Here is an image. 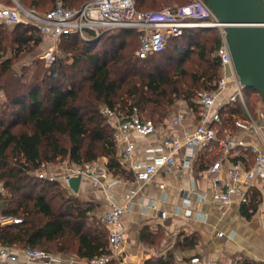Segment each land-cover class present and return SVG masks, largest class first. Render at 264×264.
<instances>
[{
	"label": "trees",
	"instance_id": "obj_1",
	"mask_svg": "<svg viewBox=\"0 0 264 264\" xmlns=\"http://www.w3.org/2000/svg\"><path fill=\"white\" fill-rule=\"evenodd\" d=\"M19 1L29 10L38 12L41 8L36 0ZM60 1L68 9H79L87 3ZM133 1L139 12H158L169 0ZM179 5L184 6L182 2ZM3 27L0 25V94L4 97L0 104V187L10 197H22L15 200L11 209L0 211L3 216L21 220L19 225L0 228V245L41 250L64 259L75 257L88 261L107 256L108 232L95 216L97 205L80 202L72 194L74 198L68 197L59 208H53L52 200L63 198L68 191L58 183L37 179L34 173L43 164L64 160L76 167L106 160V169L112 176L133 180L118 161L114 131L102 109L122 116L136 109L143 121L149 120L156 127L165 121L176 102L181 101L197 117L199 108L194 103L197 93L213 91L220 77V61L215 56L220 37L214 29L184 30L181 37L169 40L163 52L142 60L136 55L139 42L134 30L103 33L94 51L77 35L64 37L61 41L65 44L83 43L82 48H74L76 54L71 67L75 72L76 66L86 65L77 71L82 77L78 81L75 74L67 76L62 65L55 62L44 69L43 77L38 72L30 77L24 73L17 76L12 71L14 60L5 58L9 43L20 49L29 42L39 44L41 35L24 26L7 35ZM191 58L192 66L184 67ZM168 66L173 68L172 73L166 72ZM221 119L219 133L225 137L234 134L235 122L244 118L238 104H228L221 110ZM241 154L237 161L249 168L253 156L249 151ZM27 189H37L38 193L34 197L22 194ZM47 191L55 195L51 200L44 196ZM258 203L259 194L253 192L248 203L241 205L242 216L250 219ZM180 236L182 240L165 256L151 258L144 264H184L176 262L175 253L194 250L198 237ZM157 238L148 228L138 234L139 242L144 245H153ZM236 264L264 263L241 259Z\"/></svg>",
	"mask_w": 264,
	"mask_h": 264
},
{
	"label": "built area",
	"instance_id": "obj_2",
	"mask_svg": "<svg viewBox=\"0 0 264 264\" xmlns=\"http://www.w3.org/2000/svg\"><path fill=\"white\" fill-rule=\"evenodd\" d=\"M0 25L7 28L18 26L29 27L53 42L64 37L77 35L84 42H94L105 32L115 30H134L138 34L139 49L136 53L139 59H145L152 54L163 52L170 39L181 37L184 30L214 29L220 37V47L215 56L220 61V77L215 83V89L210 92H198L194 103L198 106V116L192 131L183 132L163 139L157 148L150 149L151 162H137L134 158L135 140L147 138L155 133V125L143 121L136 109L127 116L118 115L107 109L102 114L110 121L116 146L118 161L121 167L130 173L134 182L146 184L159 173L170 174L179 166L187 167L191 161L198 158L205 148L214 147L218 150L217 159L207 169L210 176L216 177L226 172V180L221 187H216L211 195L212 201L220 204H231L236 201L240 205L248 203L250 184L256 176L264 177V124L255 121L248 104V96L240 85L234 72L229 50L225 41V26L208 9L204 0H193L187 5L167 8L158 12H139L135 9L133 0H93L79 9H68L58 0L52 9L37 12L24 8L17 0H0ZM55 47H50L39 57L48 64L55 61ZM228 104H238L244 119L235 122V130L253 136L256 144L244 140H235L231 136L220 137L222 127L221 110ZM184 114L178 112L171 122L178 127ZM243 151H249L253 163L249 168L241 162H232V158ZM81 177L90 182L93 190L106 193L117 183L118 178L112 176L106 165L93 163L81 167L72 166L60 174L38 172L37 179L49 183H58L63 189L73 194L69 189L71 178ZM160 188H164L160 185ZM134 192L125 197V204L119 205L107 196V209L98 221L106 228L109 255L97 257L85 264H108L111 261L124 263L125 238L123 234L122 217L132 204ZM150 209L157 210L152 203ZM161 218L167 214L157 210ZM189 212H185L188 217ZM21 220L13 216L0 214V228L19 225ZM221 236V234H218ZM19 255L28 262L51 264L57 260L55 256L41 250L23 248L15 249L0 245V264H18ZM205 264L195 256L188 263Z\"/></svg>",
	"mask_w": 264,
	"mask_h": 264
},
{
	"label": "crops",
	"instance_id": "obj_3",
	"mask_svg": "<svg viewBox=\"0 0 264 264\" xmlns=\"http://www.w3.org/2000/svg\"><path fill=\"white\" fill-rule=\"evenodd\" d=\"M178 112L183 113L184 117L178 127H173L171 122ZM194 125L195 115L187 105L184 102L176 104L170 109L165 121L156 126L153 135L135 140V160L151 162V156L156 154L149 153L150 149L157 148L167 137L192 131ZM229 136L249 144L257 143L253 136L241 132ZM218 153L214 147L205 148L187 167L179 166L170 174L159 173L146 184L118 179V183L106 193L110 200L119 205L125 204L124 197L128 193L135 194L130 208L122 217L125 238L123 264H144L151 258L165 256L175 246L174 241L178 234L196 235L198 245L192 251L175 253L177 263H188L195 256L201 258L205 264H236L241 259L264 263V177L256 176L250 184L249 196L253 192L259 194V203L251 218L246 219L241 214V205L238 202L224 205L212 201L211 195L215 188L221 187L227 177L226 172L222 171L214 181L215 177L207 173V169L217 159ZM241 155L240 153L233 157L232 162H236ZM101 164L106 165V160H102ZM160 185L164 188L161 189ZM75 196L97 205L95 213L97 219L107 209L105 193L93 190L88 180H81L79 192ZM152 203L156 205L157 210L164 211L167 216L161 218L157 210L150 209ZM185 212H189L190 215L186 217ZM143 228H148L161 240L165 236L158 250L153 248L154 245L139 242L138 234ZM55 257L57 260L51 264L86 262L75 257L67 259ZM25 263L24 257L19 255L18 264ZM113 264L119 263L114 260Z\"/></svg>",
	"mask_w": 264,
	"mask_h": 264
},
{
	"label": "rangeland",
	"instance_id": "obj_4",
	"mask_svg": "<svg viewBox=\"0 0 264 264\" xmlns=\"http://www.w3.org/2000/svg\"><path fill=\"white\" fill-rule=\"evenodd\" d=\"M19 1V0H18ZM37 3H39V6H41L40 9H38V12H45L48 9H50L52 7V5L58 1V0H36ZM91 0H85L84 3H88ZM193 0H169L168 4H166L165 7H163L162 9L158 10V11H162L164 9L167 8H174L177 7L180 2H182V4H187L189 2H191ZM20 3V1H19ZM83 3V4H84ZM21 4V3H20ZM82 4V5H83ZM82 5H79L82 6ZM180 6V5H179ZM32 8V7H31ZM78 8V7H76ZM7 35H11V33L14 31L15 28H7V27H3L2 28ZM5 33V34H6ZM80 39V38H79ZM81 40V39H80ZM81 42L85 43L83 40H81ZM78 42L74 45H70V44H65L63 41H58V42H53L47 38L41 37L40 38V43L39 44H35L33 42H29L27 45L21 47L20 49H16V45H14L12 42L9 43V48H7V51L5 53V58H12L14 60L13 65H12V71L17 75V76H21L22 73L25 74L26 77H30L33 74H35L36 72L41 73V77L44 76V69L50 67L48 63H46L45 61H42L39 59L40 56H42L43 54H45L47 52V50L50 47H55L56 51H54V56H55V63L62 65L63 67V72L65 74H67V76H69L70 74H75V76L77 77V80L80 81V79L82 78L81 75H79V73L77 71L82 70L84 68H86L85 64H80L78 66L75 67V72H72L73 69H71V67L74 66L73 62H74V56L76 54V51H74V48H82L83 43ZM136 44L138 45L137 41H135ZM6 45H8V42L6 43ZM86 46H89V50L90 51H94L97 50V47L95 48V43L91 42V43H87ZM8 47V46H7ZM171 46H168V49ZM190 61L186 62L184 64V67L186 68H190L191 65V59H189ZM173 68L171 66H168L166 68V72L167 73H172ZM24 82H27V79H24ZM244 94L246 96H248V104H249V108L250 111L252 112L255 121L259 122V124H264V106H262L261 104V100L260 97H257L258 94L256 92H254L253 90H248L246 89L244 91ZM4 97L2 94H0V104L3 102ZM181 103V101L176 102V104ZM175 104V105H176ZM174 105V106H175ZM102 160H99L97 163L101 164ZM73 165H71L69 162H67V160L61 161V162H57V163H53V164H43L40 168V170L36 171L34 173V176L36 177V174L38 172H46L47 174H60L62 172H64L66 170V168L72 167ZM32 176V175H31ZM38 193V190H31V189H27L24 190L22 194L28 195V196H32L34 197L35 194ZM71 193H64V197L60 198L57 197L56 199L54 198L52 200V206L53 208L57 209L61 206V204L64 203V201L68 198H74L73 196H71ZM44 196L46 197V199H50L52 196L54 197L55 195H53V192H45ZM22 197V195H18L16 197H10V195L7 193V191L3 190L0 187V211L3 210H8L11 209L12 207H14L15 205V200L20 199ZM78 198L80 200V202H86L85 200L79 198V197H75ZM51 200V199H50ZM165 240V236H163L162 240L161 238L156 239V242L153 244L156 250H158L162 244V242H164ZM181 240V236H179V234L176 237V240L174 241V244H176V242ZM178 254V253H176Z\"/></svg>",
	"mask_w": 264,
	"mask_h": 264
},
{
	"label": "water",
	"instance_id": "obj_5",
	"mask_svg": "<svg viewBox=\"0 0 264 264\" xmlns=\"http://www.w3.org/2000/svg\"><path fill=\"white\" fill-rule=\"evenodd\" d=\"M204 1L225 26V41L240 85L256 92L264 106V0ZM80 183L79 176L69 180L73 194H78Z\"/></svg>",
	"mask_w": 264,
	"mask_h": 264
}]
</instances>
